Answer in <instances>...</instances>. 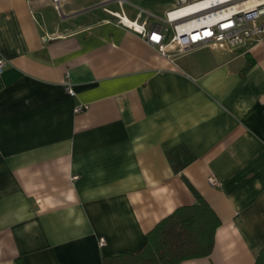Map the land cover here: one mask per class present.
<instances>
[{"label":"crops","instance_id":"0c3cea01","mask_svg":"<svg viewBox=\"0 0 264 264\" xmlns=\"http://www.w3.org/2000/svg\"><path fill=\"white\" fill-rule=\"evenodd\" d=\"M67 1L0 0V264L134 254L194 194L220 226L209 257L180 264H254L264 249V41L167 59L117 26L109 13L119 12L63 14ZM182 145L194 160L175 174L166 153Z\"/></svg>","mask_w":264,"mask_h":264},{"label":"built area","instance_id":"2783aa9c","mask_svg":"<svg viewBox=\"0 0 264 264\" xmlns=\"http://www.w3.org/2000/svg\"><path fill=\"white\" fill-rule=\"evenodd\" d=\"M52 1L58 3L61 0ZM245 1L175 0L163 17H156L132 5L130 7L135 9L133 19H129L123 10L109 14L115 18L117 26L138 35L163 57L171 59L216 44L236 47L246 41H264V2L245 7ZM126 3V0H119L120 6ZM4 67L5 62L0 57V75ZM64 89L69 96H74L68 80ZM86 109V106H78L75 112ZM208 184L212 188L220 186L216 178L208 179ZM104 244V239H101L100 246Z\"/></svg>","mask_w":264,"mask_h":264},{"label":"trees","instance_id":"16d2710c","mask_svg":"<svg viewBox=\"0 0 264 264\" xmlns=\"http://www.w3.org/2000/svg\"><path fill=\"white\" fill-rule=\"evenodd\" d=\"M166 158L175 174L194 160L183 145L168 151ZM194 195L196 204L178 208L156 224L139 251L104 257L103 264H180L209 257L220 220L201 197ZM16 264L25 263L17 260ZM254 264H264V249L257 253Z\"/></svg>","mask_w":264,"mask_h":264},{"label":"rangeland","instance_id":"374dc122","mask_svg":"<svg viewBox=\"0 0 264 264\" xmlns=\"http://www.w3.org/2000/svg\"><path fill=\"white\" fill-rule=\"evenodd\" d=\"M127 3L123 5L122 10L125 11V14L129 19H133L135 16V10L130 7V5L143 9L156 17H163L166 10L171 9L175 3V0H126ZM61 12L63 14L66 13L69 6L77 9H88L91 8L90 12H88L87 16H105L103 9H107L110 11H116L120 13V9L118 7V0H68L66 3H61ZM56 12L60 16V12L58 9ZM84 15V16H86ZM81 18V17H80ZM82 18H84L82 16ZM81 21V20H80Z\"/></svg>","mask_w":264,"mask_h":264},{"label":"bare ground","instance_id":"6f19581e","mask_svg":"<svg viewBox=\"0 0 264 264\" xmlns=\"http://www.w3.org/2000/svg\"><path fill=\"white\" fill-rule=\"evenodd\" d=\"M261 2H264V0H246L245 7L255 6Z\"/></svg>","mask_w":264,"mask_h":264}]
</instances>
